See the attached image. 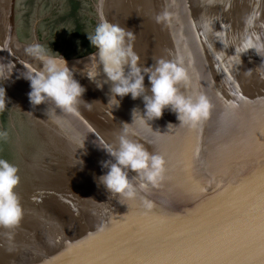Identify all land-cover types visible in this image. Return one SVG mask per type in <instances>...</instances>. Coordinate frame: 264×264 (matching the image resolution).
I'll return each mask as SVG.
<instances>
[{
  "label": "water",
  "instance_id": "1",
  "mask_svg": "<svg viewBox=\"0 0 264 264\" xmlns=\"http://www.w3.org/2000/svg\"><path fill=\"white\" fill-rule=\"evenodd\" d=\"M92 1L96 25L102 15L132 34L140 66L182 56L191 85L179 87L208 96L209 118L195 129L179 126L165 108L141 123L142 98L117 97L113 105L102 69L101 87L87 77L96 53L90 43L61 54L90 105L82 101L78 116L59 109L47 115L54 105L33 107L21 75L34 63L24 48L36 34L20 40L7 14L0 20V119L35 152L18 153L23 215L18 226L0 228V264H264V52L238 54L245 35L264 40V0H133L146 2L134 15L123 11L125 0ZM165 11L168 22H157ZM133 108L140 112L132 122ZM122 123H131V139L166 160L161 186L142 194L154 204L147 213L139 198L113 196L95 179L110 158L102 147L116 143ZM51 159L58 172L48 175L40 165ZM67 165L75 172L65 179ZM71 192L77 202L62 211Z\"/></svg>",
  "mask_w": 264,
  "mask_h": 264
},
{
  "label": "clouds",
  "instance_id": "2",
  "mask_svg": "<svg viewBox=\"0 0 264 264\" xmlns=\"http://www.w3.org/2000/svg\"><path fill=\"white\" fill-rule=\"evenodd\" d=\"M168 19L169 13L166 11L156 17L157 22L167 23ZM248 23L251 24V20ZM87 38L96 49L87 77L96 81L97 87H101L97 77L102 69L104 82L111 84L112 95L108 102L112 101L113 105L118 106L117 97L130 95L134 100L142 98L144 112L143 115L140 113L141 123L160 118L165 108L176 114L179 126L195 129L209 118L212 103L208 96L203 92L185 95L179 87L183 85L187 89L191 85V77L182 56H177L175 60L159 59L154 65L140 66L138 55L128 43L132 34L118 24L110 23L102 15ZM249 49H254L261 56L264 40L255 33L245 35L240 40L239 57ZM24 53L34 61L26 64L21 73L29 82L30 91L27 95L33 107L50 101L54 109L48 108L47 115L59 109L60 113L78 116L82 101L90 105L82 99L84 86L74 78V70L68 67L61 54L52 49L49 51L39 43L26 45ZM145 76L148 86L145 85ZM0 90L4 89L0 87ZM3 107V95L0 94V110ZM136 111L139 109L133 108L132 122ZM130 125L122 123L116 143L102 147L111 159L101 162V167L107 171L95 179L113 196L123 197L125 201L139 198L141 207L147 213L154 208V204L142 194L161 186L165 179L166 160L162 154L150 152L143 143L131 139ZM130 171L135 175L130 177ZM19 182L18 168L0 159V228L12 229L22 219L23 209L15 191Z\"/></svg>",
  "mask_w": 264,
  "mask_h": 264
},
{
  "label": "rangeland",
  "instance_id": "3",
  "mask_svg": "<svg viewBox=\"0 0 264 264\" xmlns=\"http://www.w3.org/2000/svg\"><path fill=\"white\" fill-rule=\"evenodd\" d=\"M4 4L6 14L15 21L14 30L20 40L30 42L34 31V43L59 54L82 51L89 44L87 34L96 27L92 0H5ZM13 127V123L0 119V159L18 168V153L32 155L35 150Z\"/></svg>",
  "mask_w": 264,
  "mask_h": 264
},
{
  "label": "bare ground",
  "instance_id": "4",
  "mask_svg": "<svg viewBox=\"0 0 264 264\" xmlns=\"http://www.w3.org/2000/svg\"><path fill=\"white\" fill-rule=\"evenodd\" d=\"M133 0H125V6H124V8H123V11H125L126 13H128V14H135V13H138L141 9H142V7L143 6H145V3H143V6L142 5H138V3H136V2H132ZM137 1H139V0H137ZM132 2V3H131ZM140 2V1H139ZM5 0H0V20H6L7 19V14H6V6H5ZM147 7H150V6H147ZM58 156V155H57ZM59 157V156H58ZM107 159H111V157L110 158H107ZM53 161H54V159H51L49 162H48V164H46V166L44 165V166H42V165H40V167H43L41 170H43V169H45V171H44V173L45 172H47V174L48 175H53V174H56V172H58L57 171V169L54 171L53 170V168H54V166H52V164H53ZM45 162V161H44ZM40 167H38L37 169H36V172H38V174L41 172V170L39 169ZM72 168H75V166L74 165H67L66 167H65V169H66V171L65 172H63L62 174H61V176L63 177V178H65V179H67V173L69 174H71L72 175V177H74V172H75V170L74 169H72ZM43 173V174H44ZM75 175H77L78 177H80V175H83V174H81V172L80 171H78V172H76L75 173ZM41 176H42V174H41ZM86 186V185H85ZM74 193L73 192H71L69 195H66L65 196V198H66V206L65 207H63V206H61L60 208H61V210L62 211H64V210H66V211H68V210H70V209H72V208H74V204H75V201L77 202V200H73L72 199V195H73ZM21 196V195H20ZM24 200H25V197L24 198H22L21 199V201L22 202H24ZM70 204V205H69ZM77 205H79V203H77ZM56 209H57V212H59V207H56Z\"/></svg>",
  "mask_w": 264,
  "mask_h": 264
}]
</instances>
